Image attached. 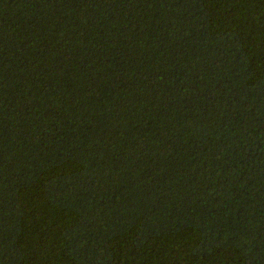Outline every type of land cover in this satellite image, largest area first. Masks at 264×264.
I'll use <instances>...</instances> for the list:
<instances>
[{"label": "trees", "instance_id": "obj_1", "mask_svg": "<svg viewBox=\"0 0 264 264\" xmlns=\"http://www.w3.org/2000/svg\"><path fill=\"white\" fill-rule=\"evenodd\" d=\"M0 264H264V0H0Z\"/></svg>", "mask_w": 264, "mask_h": 264}]
</instances>
